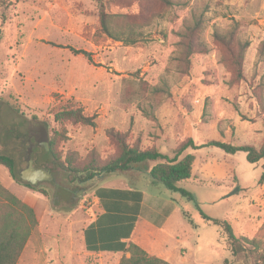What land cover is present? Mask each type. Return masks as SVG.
<instances>
[{
	"label": "rangeland",
	"instance_id": "rangeland-1",
	"mask_svg": "<svg viewBox=\"0 0 264 264\" xmlns=\"http://www.w3.org/2000/svg\"><path fill=\"white\" fill-rule=\"evenodd\" d=\"M100 1L123 39L103 31ZM71 107L94 125L56 119ZM111 129L131 146L170 157L190 137L259 147L264 0H0V152L14 156L21 172L32 148L35 166L54 175L31 188L0 164V181L38 220L16 264L120 263L123 256L88 251L82 238L93 187L116 175L91 177L121 152ZM196 153L206 182L179 186L193 198L176 191L198 240L187 260L264 264V158L251 163L245 151L215 146ZM162 161L133 171L143 183L145 165ZM207 217L227 220L237 236L255 242L234 256L224 228Z\"/></svg>",
	"mask_w": 264,
	"mask_h": 264
},
{
	"label": "trees",
	"instance_id": "trees-1",
	"mask_svg": "<svg viewBox=\"0 0 264 264\" xmlns=\"http://www.w3.org/2000/svg\"><path fill=\"white\" fill-rule=\"evenodd\" d=\"M170 3L171 0H164ZM100 20L103 31L116 39H123L124 31H116L113 28V15L109 13L103 3L100 1ZM134 31L131 28V32ZM130 43L135 42L133 33L126 38ZM189 46V45H188ZM245 46H243L244 48ZM77 53H84L89 58L90 52L86 50L74 49ZM244 58V49H242L239 60V69L242 68ZM56 119L71 120L74 122H82L84 124L94 125V118L84 114L81 108L71 107L62 110L56 114ZM109 134L113 140L120 144L121 152L118 156L110 158L105 164L96 166L99 172H94L91 177L96 174H118L127 177H134L137 164L147 161L164 160L149 167L145 165L147 174L154 182L164 184L168 189L181 191L184 195L193 198L186 190L180 188L177 184L181 181L188 180L193 175V164L195 154L187 152L189 148L201 149L203 147L215 146L223 149L226 153L235 154L238 151H245L247 160L256 163L264 158V141L257 147L253 144H233L221 140H208L203 143H197L193 138H188L176 149L173 157L159 151L156 148L141 149L138 146H131L123 134L114 130H109ZM51 152L53 151L54 142L48 141ZM185 153V154H184ZM184 154V155H183ZM0 164L7 167L10 175L18 182L25 183L31 188H35L29 182L21 178V172L16 167V159L11 154L0 152ZM96 173V174H95ZM137 176V175H136ZM260 182H264V169L260 176ZM208 218V217H207ZM215 224L223 227L228 241L229 249L234 256L242 251H248L247 243H254V239L246 236L239 237L234 232L231 224L227 220L208 218ZM38 220L34 209L14 194L8 187L0 181V264H16L21 252L31 235L33 229L37 226ZM130 256H123L119 264H171L165 259L149 254L146 250L137 244H130L127 248ZM227 264H230L228 260Z\"/></svg>",
	"mask_w": 264,
	"mask_h": 264
},
{
	"label": "crops",
	"instance_id": "crops-1",
	"mask_svg": "<svg viewBox=\"0 0 264 264\" xmlns=\"http://www.w3.org/2000/svg\"><path fill=\"white\" fill-rule=\"evenodd\" d=\"M187 151L196 156L193 176L177 185L206 182L196 168L198 149ZM130 178L116 174L93 187L82 232L85 248L121 258L130 255L127 248L134 243L172 264H190L187 255L198 240L179 193L150 176L143 183L141 175Z\"/></svg>",
	"mask_w": 264,
	"mask_h": 264
},
{
	"label": "water",
	"instance_id": "water-1",
	"mask_svg": "<svg viewBox=\"0 0 264 264\" xmlns=\"http://www.w3.org/2000/svg\"><path fill=\"white\" fill-rule=\"evenodd\" d=\"M43 145L46 150L49 149L48 139L45 138ZM28 165L21 170V178L32 185H38L42 181H50L53 179V174L48 169L36 167L34 164L33 149L31 148L27 156Z\"/></svg>",
	"mask_w": 264,
	"mask_h": 264
},
{
	"label": "flooded vegetation",
	"instance_id": "flooded-vegetation-1",
	"mask_svg": "<svg viewBox=\"0 0 264 264\" xmlns=\"http://www.w3.org/2000/svg\"><path fill=\"white\" fill-rule=\"evenodd\" d=\"M43 141H44V140H43ZM43 146H44V145H43ZM44 148H45V147H44ZM53 179H54V175H53ZM53 179H52V180H53ZM52 180H50V181H52ZM44 182H49V181H42V182H39L38 185H40L41 183H44ZM38 185H37V186H38ZM75 197H77V196H74V198H75Z\"/></svg>",
	"mask_w": 264,
	"mask_h": 264
}]
</instances>
